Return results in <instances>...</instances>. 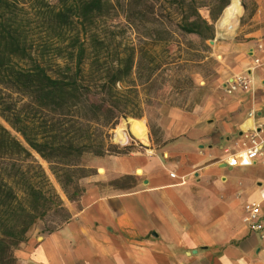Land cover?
<instances>
[{
  "label": "trees",
  "instance_id": "trees-1",
  "mask_svg": "<svg viewBox=\"0 0 264 264\" xmlns=\"http://www.w3.org/2000/svg\"><path fill=\"white\" fill-rule=\"evenodd\" d=\"M230 1L0 0V115L23 138L0 122V264L39 223L48 234L72 218L34 152L79 201L96 173L87 155L133 150L112 142L121 119L182 107L197 88Z\"/></svg>",
  "mask_w": 264,
  "mask_h": 264
},
{
  "label": "crops",
  "instance_id": "crops-1",
  "mask_svg": "<svg viewBox=\"0 0 264 264\" xmlns=\"http://www.w3.org/2000/svg\"><path fill=\"white\" fill-rule=\"evenodd\" d=\"M253 1L256 29L218 43L220 74L200 104L162 112L156 136L142 119L146 141L126 121L139 148L95 157L80 200L64 199L71 220L52 233L33 231L16 249V264H264V238L244 222L251 202L261 204L264 222V53L257 50L264 0ZM245 72L252 88L227 92ZM254 142L257 159L230 165ZM123 176L136 181L105 186Z\"/></svg>",
  "mask_w": 264,
  "mask_h": 264
},
{
  "label": "rangeland",
  "instance_id": "rangeland-1",
  "mask_svg": "<svg viewBox=\"0 0 264 264\" xmlns=\"http://www.w3.org/2000/svg\"><path fill=\"white\" fill-rule=\"evenodd\" d=\"M52 3H56L57 0H51ZM233 0L230 1L228 6L232 3ZM242 5V13L239 15L238 19L231 24L232 27H229L228 25L221 27L219 26V22L221 21L222 17L224 16L225 10L227 7L223 10V12L218 17L215 25H216V38L214 39V43H210L212 46V53L211 57L214 59L213 62L208 63L204 67H196L194 68V79L196 83V87L192 94L188 95L186 99L178 101L181 103L182 107L177 108H183L186 110H192L195 108L200 102L203 100L204 96L207 94L208 91L212 90L214 88V81L218 79L219 77V70H220V56L218 55V43L219 42H227L230 41L228 38L229 36H233L236 39H244L248 36L249 33L253 32L257 25L254 24L252 21V18L256 12V4L253 0H239ZM246 7V9H245ZM202 13L205 16H209V12L207 10H202ZM113 19L115 17H112ZM116 20L118 21H124L123 17L116 16ZM228 92V91H227ZM174 106H171L170 104L164 103L163 105H159L157 108H155L152 112H149L148 114L144 115L140 119H144L148 122V127H150V130L153 132V134L156 136L160 129L158 128V119L161 117L162 112L167 111L170 108H173ZM130 118L127 117L121 119L120 123L112 130L113 137L112 142L116 145H118L121 149L128 145H132L133 147L139 148V144L135 142L132 138L127 137V127H126V121L130 122ZM0 122L8 128L15 136H17L20 140L23 141V138L20 134H18L16 131L12 129V127L1 117L0 115ZM120 128L124 129L126 135L124 136V139L126 141V144L120 142L118 138L116 137V131H118ZM136 140V138H135ZM34 155L38 159V161L43 165V167L46 169L47 173L49 174V177L56 187L57 191L61 195V197L66 200H69L67 195L65 194L64 190L62 189L61 185L55 178V176L52 174V172L49 169V164L47 161H45L41 156L34 152ZM98 156L93 155H87L85 159V163L87 166L93 170H96L92 166V160ZM89 173V172H88ZM93 174L86 176L81 180V186L85 187V181L90 178ZM114 186V187H125L133 185V181L131 179H126L124 176L120 177L118 179L112 180L109 183H105V186ZM73 190V189H72ZM39 230L40 233H43L44 225L42 223H39L35 228L34 231ZM44 234V233H43Z\"/></svg>",
  "mask_w": 264,
  "mask_h": 264
},
{
  "label": "built area",
  "instance_id": "built-area-1",
  "mask_svg": "<svg viewBox=\"0 0 264 264\" xmlns=\"http://www.w3.org/2000/svg\"><path fill=\"white\" fill-rule=\"evenodd\" d=\"M258 51L264 53V43H259L257 47ZM256 52V51H255ZM254 55L255 64L261 65L262 61L259 56H255L254 51L252 52ZM228 92H235L237 90L249 91L252 88V79L248 76L247 72L238 74L232 78L231 81L227 83L225 87ZM258 143H252L250 148L244 150L241 155L235 160L230 161V165H249L251 164L260 154L258 149ZM264 197V191H263ZM246 214L244 216V222L248 226L251 231L258 232L261 234V237L264 238V222L262 220V208L261 204L257 202L247 203L245 205Z\"/></svg>",
  "mask_w": 264,
  "mask_h": 264
},
{
  "label": "bare ground",
  "instance_id": "bare-ground-1",
  "mask_svg": "<svg viewBox=\"0 0 264 264\" xmlns=\"http://www.w3.org/2000/svg\"><path fill=\"white\" fill-rule=\"evenodd\" d=\"M242 13V5L239 0H233L232 3L225 10L224 16L219 22V26L224 27L228 25L232 27L231 24L235 22L239 15ZM130 125L133 133L136 137L142 141H146L148 137V128L145 122L139 118H130ZM118 136L121 139L125 136L124 129L120 128L118 131ZM103 171V169H101Z\"/></svg>",
  "mask_w": 264,
  "mask_h": 264
},
{
  "label": "water",
  "instance_id": "water-1",
  "mask_svg": "<svg viewBox=\"0 0 264 264\" xmlns=\"http://www.w3.org/2000/svg\"><path fill=\"white\" fill-rule=\"evenodd\" d=\"M214 42H215L214 40H211V41H210V43H212V44H213Z\"/></svg>",
  "mask_w": 264,
  "mask_h": 264
}]
</instances>
